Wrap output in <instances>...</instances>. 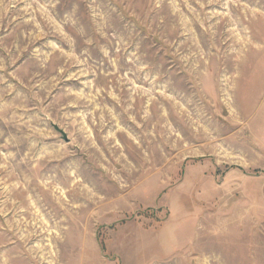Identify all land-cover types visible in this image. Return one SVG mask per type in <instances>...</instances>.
Masks as SVG:
<instances>
[{
  "label": "rangeland",
  "instance_id": "obj_1",
  "mask_svg": "<svg viewBox=\"0 0 264 264\" xmlns=\"http://www.w3.org/2000/svg\"><path fill=\"white\" fill-rule=\"evenodd\" d=\"M0 264H264V0H0Z\"/></svg>",
  "mask_w": 264,
  "mask_h": 264
}]
</instances>
